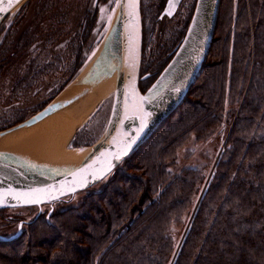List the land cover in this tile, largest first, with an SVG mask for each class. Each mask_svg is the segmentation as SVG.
I'll list each match as a JSON object with an SVG mask.
<instances>
[{"label":"trees","instance_id":"1","mask_svg":"<svg viewBox=\"0 0 264 264\" xmlns=\"http://www.w3.org/2000/svg\"><path fill=\"white\" fill-rule=\"evenodd\" d=\"M0 264H264V0H221L180 105L99 192L0 240Z\"/></svg>","mask_w":264,"mask_h":264},{"label":"water","instance_id":"2","mask_svg":"<svg viewBox=\"0 0 264 264\" xmlns=\"http://www.w3.org/2000/svg\"><path fill=\"white\" fill-rule=\"evenodd\" d=\"M22 1L18 0L14 6L0 12V22ZM117 1L119 4L128 2ZM181 1L172 0L170 7L169 0H166L159 18H171ZM220 2L196 0L183 38L168 63L144 92L138 86L139 80L145 78L139 77L142 50L140 0H136L134 10L117 6L115 17L99 49L89 63H85L76 73L78 77L68 88L84 87L82 93L60 103L51 102L28 119L0 131L1 138L18 129L31 127L74 103L103 81L114 79L111 109L100 138L86 149L80 148L86 150V155L66 171L34 166L12 154L0 153V210L39 208L86 191L110 175L146 141L180 105L199 76L211 48ZM133 12L134 16L130 15ZM116 153H120L119 159L114 158ZM109 160L110 169L97 178L101 170L107 168ZM18 235L0 240H12Z\"/></svg>","mask_w":264,"mask_h":264},{"label":"rangeland","instance_id":"3","mask_svg":"<svg viewBox=\"0 0 264 264\" xmlns=\"http://www.w3.org/2000/svg\"><path fill=\"white\" fill-rule=\"evenodd\" d=\"M164 1L140 0L143 49L139 76L143 75L142 69L148 76V84L145 79L140 82L142 90L151 85L179 44L196 2L183 0L171 18L159 19ZM117 4V0H24L4 17L0 22V131L53 102L69 88L79 75L76 73L99 49L115 17ZM76 48L77 52L81 48V66L71 78ZM111 103L112 89L95 103L75 130L70 148L86 149L100 138ZM222 143L214 139L206 147L215 148L217 155ZM112 174L88 190L52 204L4 209L0 213V239L18 235L38 215L49 217L77 207L86 196L99 192Z\"/></svg>","mask_w":264,"mask_h":264},{"label":"bare ground","instance_id":"4","mask_svg":"<svg viewBox=\"0 0 264 264\" xmlns=\"http://www.w3.org/2000/svg\"><path fill=\"white\" fill-rule=\"evenodd\" d=\"M114 87V79L103 81L69 106L44 118L37 124L18 129L0 138V153H9L34 166L66 171L81 161L86 150L70 148L75 130L95 103ZM84 87L63 91L53 103L69 100Z\"/></svg>","mask_w":264,"mask_h":264},{"label":"snow or ice","instance_id":"5","mask_svg":"<svg viewBox=\"0 0 264 264\" xmlns=\"http://www.w3.org/2000/svg\"><path fill=\"white\" fill-rule=\"evenodd\" d=\"M17 2H18V0H0V12L6 11L8 8L14 6V4L17 3ZM169 3H170V7H171L172 6V0H169ZM117 6L118 7H127V8H130V9L134 10L135 7H136V0H128V2L125 3V4H119L118 3ZM101 11L103 12L104 9H101ZM130 15L134 16V12L130 13ZM109 20H111V17H109ZM114 158L115 159H119L120 158V153L114 154ZM110 167H111V163H110V160H109L107 162V168L106 169H102L101 172L97 175V178H100V176H102L103 174H106V171L108 169H110ZM17 198H18V196H17Z\"/></svg>","mask_w":264,"mask_h":264},{"label":"flooded vegetation","instance_id":"6","mask_svg":"<svg viewBox=\"0 0 264 264\" xmlns=\"http://www.w3.org/2000/svg\"><path fill=\"white\" fill-rule=\"evenodd\" d=\"M182 1H183V0H182ZM182 1H181V3H182ZM165 3H166V0L164 1V6H165ZM181 3H180V5H181ZM180 5H179V7H180ZM179 7H178V8H179ZM163 8H164V7H163ZM178 8H177V10H178ZM162 10H163V9H162ZM177 10H176V11H177ZM161 12H162V11H161ZM161 12H160V14H161ZM175 13H176V12H175ZM160 14H159V16H160ZM158 18H159V17H158ZM159 19H160V18H159ZM142 31H143V28H142ZM142 49H143V34H142ZM141 54H142V50H141ZM171 55H172V52L169 54V56H171ZM79 61H81L80 58H79ZM140 63H141V61H140ZM141 71H142V74H143V75H142V76L140 75L139 77H140V78H141V77H145L144 79L147 80V79H148L147 74L144 72L143 69H142ZM139 72H140V69H139ZM143 72H144V73H143ZM139 74H140V73H139ZM144 79H143V80H144ZM143 80H139V83H138V86H139V89H140L141 92H144V91L146 90V89H145V90H142L141 87H140V82L143 81ZM45 106H46V104H44L40 109H38V110H36L35 112H33L31 115L22 118L19 122H22V121L28 119L29 117L35 115L37 112H39L40 110H42ZM19 122H17V123H19ZM17 123H15V124H17ZM15 124H13V125H15ZM13 125H11V126H13ZM11 126H9V127H11ZM7 128H8V127H7ZM0 211L2 212L3 210H0ZM1 212H0V213H1ZM35 218H36V217H35ZM29 223H30V222H29ZM21 232H22V231H21Z\"/></svg>","mask_w":264,"mask_h":264}]
</instances>
